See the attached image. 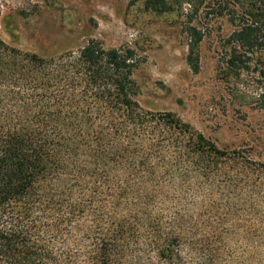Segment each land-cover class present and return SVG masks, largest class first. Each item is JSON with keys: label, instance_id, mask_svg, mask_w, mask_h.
<instances>
[{"label": "trees", "instance_id": "trees-1", "mask_svg": "<svg viewBox=\"0 0 264 264\" xmlns=\"http://www.w3.org/2000/svg\"><path fill=\"white\" fill-rule=\"evenodd\" d=\"M232 1L241 75L264 58V0ZM138 66L96 39L48 55L0 37V264H264V160L144 107Z\"/></svg>", "mask_w": 264, "mask_h": 264}, {"label": "rangeland", "instance_id": "rangeland-1", "mask_svg": "<svg viewBox=\"0 0 264 264\" xmlns=\"http://www.w3.org/2000/svg\"><path fill=\"white\" fill-rule=\"evenodd\" d=\"M228 1L0 0V37L48 55L91 39L132 48L144 107L171 111L220 147L264 160V58L252 56L241 75L226 73L241 25Z\"/></svg>", "mask_w": 264, "mask_h": 264}]
</instances>
